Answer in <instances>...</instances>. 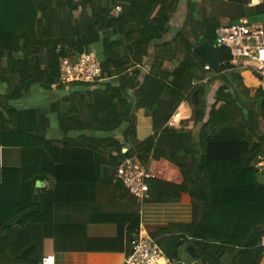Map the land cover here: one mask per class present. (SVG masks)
I'll use <instances>...</instances> for the list:
<instances>
[{
	"label": "trees",
	"instance_id": "trees-1",
	"mask_svg": "<svg viewBox=\"0 0 264 264\" xmlns=\"http://www.w3.org/2000/svg\"><path fill=\"white\" fill-rule=\"evenodd\" d=\"M81 1L0 0V80L7 87L0 94V150L22 149L20 168L0 167V264L6 254L12 264H41L45 238L68 243L65 235L76 227L55 220V208L67 203V189L89 183L84 169L100 170L89 163H61L60 144L46 134L48 118L38 120L35 109L20 111L6 101L20 98L34 84H57L59 58L90 52L105 30L119 39H104L98 59L103 73H116L119 81L95 94L92 111L102 119L99 131L126 127L123 143L91 137L78 145L97 152L109 149L114 175L126 158L146 166L164 159L180 170V185L159 178L147 181L148 202L188 199L193 207L190 224H170L151 234L170 262L179 261L180 250L191 246L194 259L204 264H261L264 89L247 88L240 69L231 63L230 50L216 47L217 28L230 23L201 16L199 4L189 0V19L176 33L172 22L181 0H85V18ZM191 19L196 25L193 39L185 31ZM204 42L212 47L220 73L191 47ZM178 55L184 56L180 65L165 69L164 63ZM184 102L191 117L170 126L172 114ZM140 110L151 119L153 131L143 140L135 115ZM76 114L75 108L60 112L63 133L85 128ZM44 178L53 180L55 188L37 196L36 181ZM127 219L132 229L125 251L118 238L87 239L88 251H124L128 257L140 219L137 214ZM107 220L100 219L112 221Z\"/></svg>",
	"mask_w": 264,
	"mask_h": 264
},
{
	"label": "crops",
	"instance_id": "crops-1",
	"mask_svg": "<svg viewBox=\"0 0 264 264\" xmlns=\"http://www.w3.org/2000/svg\"><path fill=\"white\" fill-rule=\"evenodd\" d=\"M198 7L203 10L201 16L206 15L209 19L222 21L227 20L230 24L239 22L264 23V0H195ZM86 1H81V16L86 17L89 8H86ZM189 0H181L179 10L172 25L175 32L183 29V24L188 18ZM78 14V13H77ZM186 27V34L190 39L194 22L191 19ZM40 30V29H39ZM194 35V34H193ZM102 41L104 39H119L110 30L100 32ZM102 41L90 46V52L96 54L97 58L102 52ZM43 56V55H42ZM41 56V58H42ZM76 57V56H73ZM184 56L178 55L174 61L164 63V68L170 71L175 70L183 61ZM245 86L251 90L264 89V82L261 81L250 70L240 69ZM119 76L113 73L103 81L95 84H70L52 85L34 84L20 98L8 99L6 103L17 110L35 109L37 119L48 118L46 134L49 139L60 144V160L63 164L89 163L100 167V170H85L83 177L88 175L90 181L74 188L67 189V203L61 208L56 207L55 220L68 224L70 228L68 243L56 242V238L47 237L43 241V256H55V264H126L127 255L125 245L130 235L132 226L128 221L131 214L139 215L140 224L138 232L151 236L158 228L167 227L170 224H190L193 221V207L188 199L179 203H152L146 201L142 205L119 185L114 175V164L110 161V150L102 149L100 152L90 150L85 143L79 146L77 142H85L86 138L104 139L113 138L123 143V132L126 127L113 132H102L97 130L101 126L102 119L97 117L93 111L94 96L102 93L107 84L116 86ZM58 84V83H57ZM56 85V84H54ZM7 92L6 84L0 80V94ZM115 104V102H114ZM57 109H54L55 107ZM75 108L77 114L74 116L84 123L85 128H77L68 134L62 132L60 124V112H66ZM184 111L186 119L191 117V107L184 102L180 107ZM139 138L141 140L153 134L152 122L146 117L143 111L136 112ZM69 118V117H68ZM92 127V129H88ZM95 127V128H93ZM71 144V145H70ZM65 145V146H64ZM129 150V146L123 149V153ZM22 166V149L2 148L0 150L1 168H20ZM153 170H160L159 179L180 185L183 177L180 170L167 160L152 161L149 165ZM264 167V166H263ZM155 172V171H154ZM157 173V172H155ZM93 180V183L91 182ZM36 195L53 192L55 182L49 178L36 181ZM60 209H65L61 212ZM108 218L104 223L100 219ZM85 235L83 236V228ZM152 237V236H151ZM118 238L121 241L124 251L112 252H89L87 239ZM264 242V241H263ZM264 244V243H263ZM180 250V260L169 264H204L193 257L188 248ZM43 257V258H44ZM1 264H12L8 254L1 260ZM264 264V258L261 262Z\"/></svg>",
	"mask_w": 264,
	"mask_h": 264
},
{
	"label": "built area",
	"instance_id": "built-area-1",
	"mask_svg": "<svg viewBox=\"0 0 264 264\" xmlns=\"http://www.w3.org/2000/svg\"><path fill=\"white\" fill-rule=\"evenodd\" d=\"M120 10V8H118ZM216 47L230 50L231 63L238 69L252 71L264 82V23L239 22L220 26L216 30ZM59 51V49H58ZM57 85L95 84L107 75L93 52H84L76 57L62 56L58 61ZM186 119L178 108L169 120L177 126ZM160 174V171H157ZM115 177L122 187L142 205L150 199L147 181L158 178L155 172L136 158H126L116 169ZM170 260L157 242L149 235L139 233L132 242V252L126 264H169ZM41 264H55V256H46Z\"/></svg>",
	"mask_w": 264,
	"mask_h": 264
},
{
	"label": "water",
	"instance_id": "water-1",
	"mask_svg": "<svg viewBox=\"0 0 264 264\" xmlns=\"http://www.w3.org/2000/svg\"><path fill=\"white\" fill-rule=\"evenodd\" d=\"M191 47L194 49L195 53L207 64L208 68L213 69L216 73H220V65L216 60L212 47L204 42L202 44L191 43ZM188 250L192 253V247Z\"/></svg>",
	"mask_w": 264,
	"mask_h": 264
},
{
	"label": "rangeland",
	"instance_id": "rangeland-1",
	"mask_svg": "<svg viewBox=\"0 0 264 264\" xmlns=\"http://www.w3.org/2000/svg\"><path fill=\"white\" fill-rule=\"evenodd\" d=\"M194 27L196 28V25L194 24ZM255 75V74H254ZM256 76V75H255ZM257 77V76H256ZM262 128H263V131H264V126L262 125ZM263 166H264V161L261 163V164H259V167L260 168H263ZM153 171H155V172H157V171H160V170H154L153 169ZM156 175H157V177L159 178V176H160V174L159 173H155ZM263 183H264V181H262Z\"/></svg>",
	"mask_w": 264,
	"mask_h": 264
}]
</instances>
